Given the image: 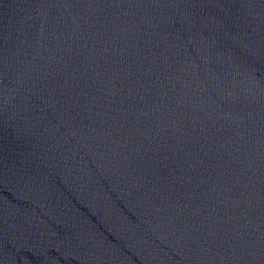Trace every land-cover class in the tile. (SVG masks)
I'll return each instance as SVG.
<instances>
[{"label": "water", "instance_id": "1", "mask_svg": "<svg viewBox=\"0 0 264 264\" xmlns=\"http://www.w3.org/2000/svg\"><path fill=\"white\" fill-rule=\"evenodd\" d=\"M0 264H264V0H0Z\"/></svg>", "mask_w": 264, "mask_h": 264}]
</instances>
